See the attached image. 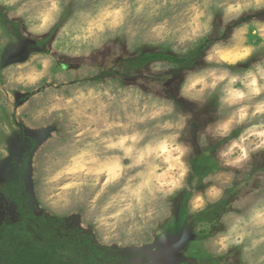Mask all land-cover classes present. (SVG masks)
Here are the masks:
<instances>
[{
    "label": "clouds",
    "instance_id": "1",
    "mask_svg": "<svg viewBox=\"0 0 264 264\" xmlns=\"http://www.w3.org/2000/svg\"><path fill=\"white\" fill-rule=\"evenodd\" d=\"M174 2L0 0V16L22 25L25 39L36 40L60 25L51 52L32 51L28 59L0 67L3 86L12 91L35 90L53 78L65 85V70L53 71L58 53L84 61L82 67L99 75L109 58L101 54L118 58L113 56L116 41L123 40L128 52L149 43L168 44L181 56L207 42L197 59L202 63L196 60L182 69L176 96L169 95L167 81L145 84L137 79L121 84L109 78L52 91L51 102L35 110L34 119L55 114L73 129L72 140L60 150L62 155L43 169L46 202L53 209L84 203L83 214L101 247L113 243L126 247L150 228L156 229L158 219L173 215L172 199L185 191L190 193L188 214L199 215L222 201L227 187L252 173L255 158L264 155V18L257 15L264 13V0H184L179 24L173 26L167 17L157 19L161 9ZM11 43L0 39L4 49ZM93 57L101 63L92 64ZM173 70L163 61L148 65L149 73ZM87 76L84 72L79 79L86 81ZM178 99L191 103L195 110L185 111ZM209 106L214 108L212 119L196 132V144L201 151L219 145L215 152L219 170L202 178L207 187L201 191L196 179L189 180L190 158L195 153L192 121L195 112ZM0 130L11 135L4 122ZM0 154L6 158L9 152L0 148ZM126 173L131 174L119 190L100 204L97 181L87 177H105L106 186L124 179ZM225 176L226 181L217 182ZM256 180L262 186L234 201L232 207L238 210L225 212L220 219L223 229L204 242L215 256L238 248L241 264H264V172L259 169L253 183ZM209 230L206 223L194 229Z\"/></svg>",
    "mask_w": 264,
    "mask_h": 264
},
{
    "label": "rangeland",
    "instance_id": "2",
    "mask_svg": "<svg viewBox=\"0 0 264 264\" xmlns=\"http://www.w3.org/2000/svg\"><path fill=\"white\" fill-rule=\"evenodd\" d=\"M156 2L159 3L160 0H156ZM184 8V0H175L168 7L161 9V16L157 19L167 17L172 21V25L176 26L182 20ZM67 15L66 12L65 19ZM257 15L264 18V13ZM244 19H250V17ZM217 20L219 21V17ZM63 22L62 19L61 24ZM0 26H2L3 33L0 39L4 41V44L12 42L6 49H4V44H0V56L3 55V64L0 67L22 62L28 59L32 51L51 52L58 39L57 29L60 27L57 25V29L32 40L21 36L22 25L10 24L3 16H0ZM141 31L144 30L141 29ZM230 32L231 28H229ZM113 47L115 49L113 56L118 58L113 60L108 52L101 54L109 58L108 63L103 64L99 75H95L92 68L82 67L84 61L73 60L58 53L55 57L56 63L53 71H59L61 68L65 70L62 73L67 81L65 85L53 78L35 90L12 91L3 86V79L0 78V99H3L4 102V106L0 107V122L6 123L11 129V135L0 130V148H5L9 152L6 158L0 154V226L5 224L21 225L23 215L19 213L18 205L15 202L16 196L20 194L28 207H33L35 211L51 220L54 225L56 224L67 231L68 236L65 240L71 241L73 246L76 243L75 240L79 238L78 234L84 233L87 237L84 239L85 243H76L79 247H75L77 249L75 253H68L63 260L53 256L49 260V264H241L238 248L230 250L226 255L215 256L211 245L204 247V242L211 235L223 229L224 225L220 223V219L225 212L238 210L232 207L234 201L254 187L262 186V182L259 180L253 183V177L257 169L264 172V155L255 158V167L252 173L247 176L241 175L231 187H227L222 201L215 205H209L199 215L188 214L187 201L190 193L187 191L179 193L172 199L173 215L170 218L162 216L156 221L158 226L156 229L150 228L143 235L129 242L126 247H121L118 243H113L111 247L98 245L94 227L83 214L84 203L74 202L67 208L53 209L46 202L44 188L41 184L44 175L43 169L46 164L62 155L60 150L73 138L72 126L66 120L62 123L55 114L33 118L37 108L51 102L49 95L52 91H62L65 88L70 89L73 86H78L80 83H94L109 78L121 84L135 83L139 79L145 84H151L152 81L163 84L167 81L166 88L169 95L176 96L179 83L183 79L182 69L195 64L201 55L202 48L207 47V42H202L200 48L186 56L175 54L168 44L149 43L138 47L135 52H128L123 46V40H120L113 42ZM151 53L175 58L174 61L163 60V62L174 66V70L170 73H149L148 65L152 62L147 63L144 59ZM91 63L100 64L101 62L93 57ZM197 63H202V60H197ZM247 66L240 65L239 67ZM84 72L88 73L86 81L79 79ZM154 90L146 88V91ZM9 96L11 97L10 102ZM178 103L185 111L195 110L194 105L183 99H178ZM213 111L214 108L209 106L202 112H195L192 121L191 142L195 146V153L190 158L192 175L189 180L191 182L196 179L197 186L201 191L207 187L202 183V178L219 170L215 158V152L219 145L212 144L208 149L201 151L196 144V132L212 119ZM100 154L104 155L103 149L100 150ZM223 171L228 172L229 170L223 169ZM130 174L126 173L124 179L106 186L104 185L105 177H87V179L97 181L95 191L101 192L99 203L103 204L119 190ZM226 180L227 176L221 177L217 182L222 183ZM226 201L229 202L227 209L224 212H219V208ZM201 223L210 225V230L194 231ZM76 234L77 237H75ZM61 238L62 236L57 235L44 243L47 246L55 247L60 243ZM41 239L42 236L37 235V240L41 241ZM91 247L96 250V254L100 255L98 263L89 262V256L94 255Z\"/></svg>",
    "mask_w": 264,
    "mask_h": 264
},
{
    "label": "trees",
    "instance_id": "3",
    "mask_svg": "<svg viewBox=\"0 0 264 264\" xmlns=\"http://www.w3.org/2000/svg\"><path fill=\"white\" fill-rule=\"evenodd\" d=\"M175 58L161 55L148 54L145 62L153 61H174ZM5 192V190H3ZM19 211L24 219L21 225H3L0 227V264H49V260L56 256L57 259H65L68 253H75L78 242L85 243L87 237L84 233L78 234L75 244L65 240L68 232L46 218L38 217L35 211L24 203V199L18 194L15 199ZM228 201L223 203L219 212L227 209ZM217 211V209H216ZM37 235L42 236L41 241L37 240ZM62 236L60 243L55 247L47 246L44 241ZM77 237V234L75 235ZM76 247V248H75ZM82 247V246H80ZM93 249V247H91ZM94 255L89 256V262L98 263L99 256L93 249Z\"/></svg>",
    "mask_w": 264,
    "mask_h": 264
},
{
    "label": "flooded vegetation",
    "instance_id": "4",
    "mask_svg": "<svg viewBox=\"0 0 264 264\" xmlns=\"http://www.w3.org/2000/svg\"><path fill=\"white\" fill-rule=\"evenodd\" d=\"M32 209L35 211V209L32 207ZM19 213L21 214V215H23L20 211H19ZM38 213H40V212H37V211H35V214L37 215ZM38 216V215H37ZM43 216V214L41 215V216H38V217H42ZM23 219H24V217H23ZM8 225H10V224H8ZM1 227V226H0Z\"/></svg>",
    "mask_w": 264,
    "mask_h": 264
},
{
    "label": "water",
    "instance_id": "5",
    "mask_svg": "<svg viewBox=\"0 0 264 264\" xmlns=\"http://www.w3.org/2000/svg\"><path fill=\"white\" fill-rule=\"evenodd\" d=\"M37 215H38V216H41V215H42V213H38Z\"/></svg>",
    "mask_w": 264,
    "mask_h": 264
}]
</instances>
